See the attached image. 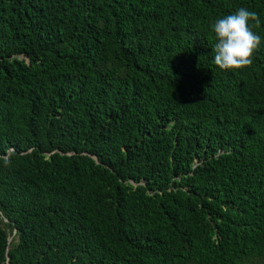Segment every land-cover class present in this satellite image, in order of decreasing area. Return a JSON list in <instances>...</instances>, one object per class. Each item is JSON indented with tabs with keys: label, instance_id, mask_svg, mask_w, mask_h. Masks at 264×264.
I'll return each instance as SVG.
<instances>
[{
	"label": "trees",
	"instance_id": "1",
	"mask_svg": "<svg viewBox=\"0 0 264 264\" xmlns=\"http://www.w3.org/2000/svg\"><path fill=\"white\" fill-rule=\"evenodd\" d=\"M5 263L264 264V0H0Z\"/></svg>",
	"mask_w": 264,
	"mask_h": 264
},
{
	"label": "clouds",
	"instance_id": "2",
	"mask_svg": "<svg viewBox=\"0 0 264 264\" xmlns=\"http://www.w3.org/2000/svg\"><path fill=\"white\" fill-rule=\"evenodd\" d=\"M260 24L258 13L245 7L217 19L211 25L215 38L213 63L225 71L250 67L261 46V37L254 31Z\"/></svg>",
	"mask_w": 264,
	"mask_h": 264
},
{
	"label": "water",
	"instance_id": "3",
	"mask_svg": "<svg viewBox=\"0 0 264 264\" xmlns=\"http://www.w3.org/2000/svg\"><path fill=\"white\" fill-rule=\"evenodd\" d=\"M9 241V240H8ZM5 260L7 261V257L5 256ZM5 264H7V263H5Z\"/></svg>",
	"mask_w": 264,
	"mask_h": 264
}]
</instances>
